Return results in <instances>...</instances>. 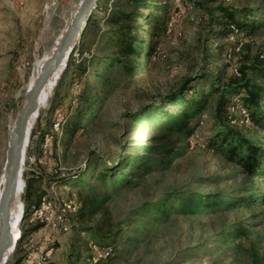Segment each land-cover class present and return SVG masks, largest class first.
Wrapping results in <instances>:
<instances>
[{
  "label": "rangeland",
  "instance_id": "374dc122",
  "mask_svg": "<svg viewBox=\"0 0 264 264\" xmlns=\"http://www.w3.org/2000/svg\"><path fill=\"white\" fill-rule=\"evenodd\" d=\"M116 1L106 0L104 10L98 14L101 28L108 27L105 17ZM149 1L152 4L142 9L152 15L151 22L145 25V50L134 58L130 76L118 74L115 84L109 88L100 86L99 95L103 98L90 121L82 110L78 111L81 109L78 103L73 102L81 84L80 80L71 82L73 72L67 66L47 105L40 109L26 148L23 178L24 174L32 177L38 194H49L56 203L72 200L77 208L68 216L70 230L67 232L53 230L44 221L31 220L29 209H25L20 225L21 241L5 264H21L27 253H38L49 247L54 248V264H92L90 240L114 245V254L98 264H264L263 205L219 212L196 208L197 196L201 194L220 193L224 195L221 201L226 198V202L255 191L253 178L206 145L188 147L190 142L184 137L177 141L179 153L172 155L169 168L148 175L143 172L136 187L121 189L113 196L107 212L82 215V186L99 183L98 172L82 177L83 171L113 165L126 153L144 151L136 145L157 141L159 133L153 127L156 116L148 117L143 114L144 109L158 105L164 99L163 94L178 90L186 79L222 68L225 60L219 62L213 56L207 59L208 46H211L210 55L220 45L230 49L231 63L239 68L255 56L264 59V26L251 36L248 33L231 39L208 36L211 30L221 31L226 27L211 23V13L214 17L220 15L216 10L218 5L264 6L263 0H180L176 13H173L175 0ZM79 2L0 0V173L6 162L10 130L25 103L35 62L52 48ZM171 16L177 20L168 31ZM217 39L219 42L214 43ZM76 56L80 58L79 53ZM226 70L227 74L231 73V64ZM212 80L207 77L202 82L207 85ZM208 106L200 118L205 122L201 121L196 129L199 141L208 127L206 118L209 120L214 102ZM176 107L165 105L169 110ZM136 113H141L139 119H135ZM65 115L68 119L63 127L61 120ZM76 115L78 120L84 117L83 124L81 120L78 127L67 128L70 117ZM248 121L249 114L244 108V122ZM241 128L253 140L263 136L254 127ZM261 187L264 189V183ZM168 192L190 195V200L184 205L175 199L171 200L172 206L166 202L159 214L133 212V208L147 201L159 202ZM23 194L24 191L22 201ZM239 220L248 232L239 237L234 232L229 235V227ZM104 221L107 224L102 227ZM98 226L101 227L97 232L92 229ZM108 227L117 232L109 235Z\"/></svg>",
  "mask_w": 264,
  "mask_h": 264
},
{
  "label": "trees",
  "instance_id": "16d2710c",
  "mask_svg": "<svg viewBox=\"0 0 264 264\" xmlns=\"http://www.w3.org/2000/svg\"><path fill=\"white\" fill-rule=\"evenodd\" d=\"M105 4L106 0L98 1L97 7L93 10L67 64L68 71L73 72L71 82L80 80L81 84V89L75 93L76 97L73 102L78 103L81 108L78 111L82 110L81 112L85 114L88 121L96 115L97 105L103 98L99 95L100 86L109 88L115 84V76L118 74L130 76L134 70L132 68L135 63L134 58H138L140 52L145 50V25L152 20V15L142 10L148 8L149 4H152L151 1L117 0L115 6L109 8V13L105 17V24L108 27L101 28L98 14L104 10ZM179 6H181V2L173 8V13H176ZM216 10L220 15L214 17L211 13L212 25L223 24L226 27L221 31L211 30L208 34L210 38L213 35V39L216 36L231 39L244 33L251 36L252 32L264 26V6L261 4L255 7L245 5L240 8L218 5ZM233 27L238 29V32ZM218 42V39L214 41V43ZM230 45L228 46L230 47ZM210 47H207V59L213 56L216 61L225 60L222 68L217 69L215 73H206L199 77L186 79L178 90L163 94L164 99L160 100L158 105L144 109L145 113L143 114L148 117L156 116L153 117L155 122L153 127L159 133L157 141L136 145L144 148V151L137 148L140 150L139 152L124 154L113 165L105 164L100 167L95 166L93 170L83 171L82 177L84 175L92 176L98 172L99 183L82 186L80 190L82 215L94 216L99 212H107L109 201L113 196L127 188L136 187L143 172L148 175L169 168L172 155L178 152L177 141L181 137L187 140L193 139L194 145H206L214 154L220 155L227 162L240 167L254 180L255 191L234 196L226 201L228 203L224 201L226 198L223 199V202L221 201L224 195L220 193L198 195L196 199L198 210H217L219 212L236 207L264 206V189L261 187V184L264 183V59L255 56L253 60L245 62L240 68L237 66L239 74H236L234 64L231 63L232 51L220 45L210 55ZM77 53L81 60L76 56ZM228 64H231L230 74H227L226 70ZM207 77L208 79L211 77L213 80L206 85L202 81ZM102 92L106 91L102 90ZM213 95H215L214 98H212ZM236 99H239L240 105L249 114V121L241 125L230 123L232 117H240L231 109ZM212 101L214 110L211 112L209 120L206 118L208 127L206 132L200 136L201 141H199V135L195 133L200 122L203 121H200L201 113L209 109L208 104ZM166 104H175L177 107L175 110L165 109ZM82 107L85 108L82 109ZM140 114H134L135 119H139ZM83 118V116L82 119L79 117L78 120V115L70 117L71 121L67 128L78 127L81 120L83 124ZM67 119L65 115V119L61 120L63 127ZM242 126L258 129L263 134L262 138L258 141L253 140L241 128ZM187 146L189 147L190 144L187 143ZM35 172L41 174L39 170H35ZM24 176L26 182L23 202L27 210L38 203L42 194H38L33 187L32 177L25 174ZM36 176L38 177V175ZM174 199L184 205L189 202L190 195L184 197L168 192L159 202L156 200L147 201L133 208V212L159 214L165 203L170 202L172 206L171 200ZM125 223L130 224L128 221ZM103 224L102 227L107 224V221H104ZM100 227H92V229L97 232ZM107 232L111 235L117 230L108 227ZM233 232L235 237H239L242 233H247L248 230L242 227V221L239 220L229 227V235ZM103 244L107 243L103 242Z\"/></svg>",
  "mask_w": 264,
  "mask_h": 264
},
{
  "label": "water",
  "instance_id": "95a60500",
  "mask_svg": "<svg viewBox=\"0 0 264 264\" xmlns=\"http://www.w3.org/2000/svg\"><path fill=\"white\" fill-rule=\"evenodd\" d=\"M98 1L99 0L82 1L71 24L62 34L56 51L45 63L34 85L26 91V101L19 109L16 116L13 125V133L8 143L5 164L6 179L0 196V264H5L8 258L7 252L11 248H16V246L12 244L16 230L12 227L10 213L18 186H21L23 189L25 185L23 165L25 162L26 148L30 138V118L38 111L40 96L49 82L50 77L55 73L59 65L64 64L67 66L69 56L77 45L93 10L97 7ZM22 202L21 200V203ZM20 225L17 229L18 235L20 233Z\"/></svg>",
  "mask_w": 264,
  "mask_h": 264
},
{
  "label": "built area",
  "instance_id": "2783aa9c",
  "mask_svg": "<svg viewBox=\"0 0 264 264\" xmlns=\"http://www.w3.org/2000/svg\"><path fill=\"white\" fill-rule=\"evenodd\" d=\"M180 0H175L176 3H179ZM176 18L171 16L170 24L168 25L167 30L171 31V25L176 22ZM236 32L238 29L233 27ZM234 72L239 74L238 68L234 65ZM231 109L236 112L240 117H232L230 123L244 124V107L240 105L239 99H236V102L232 105ZM58 126V124H56ZM190 142V147L194 145L193 139H188ZM76 203L72 200H62L59 203H56L54 198L49 194H44L40 198L37 204H34L29 209V215H31V220L37 219L39 221H44L46 225L50 226L53 230L67 232L70 230V222L68 216L70 213L76 210ZM26 211L24 209V216ZM23 234V230L20 227V233ZM89 246V259L92 264H98L103 260L111 257L115 248L113 244L107 243L103 244L95 240H90L88 243ZM53 247H49L45 251H40L38 253L29 252L25 255L21 264H54L52 252Z\"/></svg>",
  "mask_w": 264,
  "mask_h": 264
},
{
  "label": "bare ground",
  "instance_id": "6f19581e",
  "mask_svg": "<svg viewBox=\"0 0 264 264\" xmlns=\"http://www.w3.org/2000/svg\"><path fill=\"white\" fill-rule=\"evenodd\" d=\"M82 1L83 0H80L78 5L76 6L75 10L73 11V13H72V15L70 17V20L67 21L66 27L64 28V30H62L60 35L56 38L52 48L42 58L38 59L35 62V69H34V72L31 75V78L29 80L28 88H27L28 90L34 85L35 81L37 80V78L41 74L45 63L50 59L52 54L56 51V48L58 46V43H59V41L61 39L62 34L65 32L66 28L71 24V22L74 19L75 15L77 13V10L79 9ZM64 68H65L64 64L59 65L58 68L56 69L55 73L50 77L49 82L45 86V88H44V90H43V92H42V94L40 96V99H39L38 111L35 112L30 118L29 126L31 128H30V133L29 134H31V131H32L33 126H34V123H35L36 119L38 118V116L40 115V109L47 105V103H48V101L50 99L52 90L54 89V87H55L59 77L61 76V73H62ZM12 133H13V129L10 130L9 140H10V137H11ZM5 164H6V162H5ZM5 164H4L3 169L1 170V173H0V196H1V193L3 191V184H4L5 179H6ZM24 187H25V185H24ZM23 191H24V188L22 189L21 186H18V189H17V192H16V196L14 198V202H13L12 207H11V213H10V220H11V223H12V227L16 230V232H15L16 234H14V239L12 241V244L15 245V246H17L19 240L22 237L21 234L18 235L17 229H18V227H19V225L21 223V220H22L21 217L23 218V216H24L23 215L24 214V209H25V207L23 206L24 202L21 203L22 199L20 198L22 193H23ZM13 250L14 249L11 248L7 252L8 257L13 252Z\"/></svg>",
  "mask_w": 264,
  "mask_h": 264
}]
</instances>
